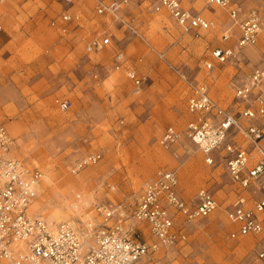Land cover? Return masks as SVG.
<instances>
[{
    "label": "rangeland",
    "instance_id": "374dc122",
    "mask_svg": "<svg viewBox=\"0 0 264 264\" xmlns=\"http://www.w3.org/2000/svg\"><path fill=\"white\" fill-rule=\"evenodd\" d=\"M155 2L128 0L113 17L97 15L95 0H75L71 6L63 0H1L0 124L13 140L10 156L43 174L31 213L54 226L76 224L79 231L87 224L81 219L100 220L95 205L110 203L129 215L146 181L159 169L174 171L186 200L207 189L219 208L184 225L185 245L160 248L146 264H251L263 235L229 237L236 227L227 211L236 189L223 164L209 166L187 136L192 118L187 103L194 82L207 84L222 106L237 107L236 87L255 68L264 69V0H237L243 11H258L262 29L256 46L224 64L213 51L225 47L221 36L232 26L225 9L181 0L186 9L215 22L212 30L195 34L168 11H155ZM65 11L79 21L64 33L52 22ZM105 36L111 39L108 47L87 52L91 41ZM119 50L143 77L141 89L114 69ZM208 62L214 68L208 69ZM65 100L71 107L64 111ZM168 127L179 138L165 148L160 140ZM235 135L245 144L241 131ZM93 154L101 155L97 164L73 173L76 163ZM130 227L132 236L153 241L145 223L130 220Z\"/></svg>",
    "mask_w": 264,
    "mask_h": 264
},
{
    "label": "built area",
    "instance_id": "2783aa9c",
    "mask_svg": "<svg viewBox=\"0 0 264 264\" xmlns=\"http://www.w3.org/2000/svg\"><path fill=\"white\" fill-rule=\"evenodd\" d=\"M71 6L75 0H63ZM196 1V0H191ZM211 7L228 12L232 26L223 31L213 56L220 63L237 58L240 50L254 47L262 29L257 10L243 11L237 0H204ZM1 2V0H0ZM128 0H95L97 15L117 17ZM154 10H166L188 33L210 31L215 22L197 12L186 9L181 0H156ZM79 21L70 11L63 12L52 22L62 32L71 23ZM234 27L237 31H234ZM3 26L0 21V32ZM235 39V45L230 42ZM111 39L105 36L91 41L86 50L98 52L108 47ZM116 71H124L136 89L144 84L143 77L131 65L126 54L119 50L113 61ZM214 68L212 62L206 64ZM264 69L255 68L235 89L237 109L222 106L210 94L205 83L190 82L191 93L187 103L191 120L187 136L200 148L205 162L215 166L221 162L236 189V199L227 211L228 219L236 227L231 239L250 235H263L251 264H264ZM69 100L60 108L68 110ZM237 110V111H236ZM246 120L244 127L240 120ZM241 131L244 142L235 135ZM179 138L174 127H168L161 137L165 148ZM13 143L5 125L0 124V262L8 264H146V258L160 248H175L188 241L185 224L211 216L219 208L213 193L201 189L196 197L186 200L180 194V183L174 171L159 169L146 181L136 197L131 213L110 203L95 205L98 222L87 223L79 231L69 223L53 229L41 217L28 214L34 202L42 173L8 158ZM100 154L90 155L73 167L77 173L89 165L97 164ZM130 220L145 223L149 242L141 234L126 228ZM136 234V235H135Z\"/></svg>",
    "mask_w": 264,
    "mask_h": 264
},
{
    "label": "bare ground",
    "instance_id": "6f19581e",
    "mask_svg": "<svg viewBox=\"0 0 264 264\" xmlns=\"http://www.w3.org/2000/svg\"><path fill=\"white\" fill-rule=\"evenodd\" d=\"M6 157H8V158H11V156H10V153H8L7 155H6ZM50 176V175H49ZM42 179H43V174H42ZM42 179H41V181H42ZM51 179V178H50ZM52 181V180H51ZM39 188V187H38ZM34 203V202H33ZM32 203V204H33ZM32 204L30 205V207L28 208V214L29 215H31V216H35L34 214H32L31 213V210H30V208H31V206H32ZM36 217H39V216H36ZM48 222V221H47ZM80 222H82V223H91V222H94V220H92V221H90V220H82L81 219V221ZM49 223V222H48ZM50 224V223H49ZM62 224V223H61ZM70 224V223H69ZM59 225V224H58ZM78 226H80V224L78 223L77 224ZM50 226L53 228V229H55L56 228V226H54V225H52V224H50ZM73 226H75V227H77L76 226V224L75 225H73ZM148 228V227H147ZM149 232V231H148ZM150 236V235H149ZM146 239V238H145ZM147 240V239H146ZM146 261H147V258H146ZM0 264H7L6 262H0Z\"/></svg>",
    "mask_w": 264,
    "mask_h": 264
}]
</instances>
